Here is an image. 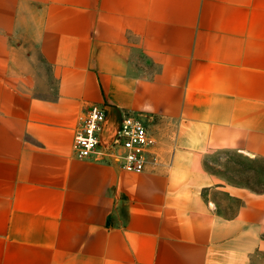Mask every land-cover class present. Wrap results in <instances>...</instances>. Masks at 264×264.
Masks as SVG:
<instances>
[{
    "label": "crops",
    "instance_id": "1",
    "mask_svg": "<svg viewBox=\"0 0 264 264\" xmlns=\"http://www.w3.org/2000/svg\"><path fill=\"white\" fill-rule=\"evenodd\" d=\"M90 107L147 125L146 170L74 155ZM221 152L264 160V0H0V264H258Z\"/></svg>",
    "mask_w": 264,
    "mask_h": 264
},
{
    "label": "built area",
    "instance_id": "2",
    "mask_svg": "<svg viewBox=\"0 0 264 264\" xmlns=\"http://www.w3.org/2000/svg\"><path fill=\"white\" fill-rule=\"evenodd\" d=\"M106 124L107 116L102 107L88 108L74 133V155L85 159L97 153L100 158L125 171L146 170L150 159L155 156L147 125L137 116L125 113L118 123L107 128L106 139L102 141L101 132Z\"/></svg>",
    "mask_w": 264,
    "mask_h": 264
},
{
    "label": "rangeland",
    "instance_id": "3",
    "mask_svg": "<svg viewBox=\"0 0 264 264\" xmlns=\"http://www.w3.org/2000/svg\"><path fill=\"white\" fill-rule=\"evenodd\" d=\"M208 163V167L218 173L222 180L241 183L254 190L262 189L264 185V160L250 161L239 153L221 152L210 155ZM204 193L206 199L212 197L209 192ZM258 264H264V260L262 259Z\"/></svg>",
    "mask_w": 264,
    "mask_h": 264
}]
</instances>
